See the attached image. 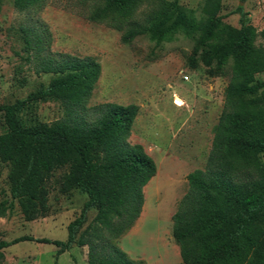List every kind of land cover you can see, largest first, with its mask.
<instances>
[{"label":"trees","instance_id":"trees-1","mask_svg":"<svg viewBox=\"0 0 264 264\" xmlns=\"http://www.w3.org/2000/svg\"><path fill=\"white\" fill-rule=\"evenodd\" d=\"M36 0H15L27 8ZM142 0H105L88 16L122 29L123 23ZM163 4L164 11L149 25L134 24L122 36L130 42L150 34L165 35L190 26L179 0ZM204 33L198 45L218 42L202 62H215L222 72L231 59L230 79L224 91L223 112L213 129L211 150L204 169L190 172L188 189L171 217L172 236L183 264H264V39L246 22L242 8L239 28L223 25L221 0H205ZM25 60L35 61L37 74H52L25 99L0 106L6 130L0 134V161L10 166L8 180L12 199L17 200L25 221L47 215L48 183L60 176L59 190L73 189L86 195L79 215L67 225L66 241L22 236L0 241L3 250L23 241L52 244L57 255L77 245L87 247L86 264H145L131 259L117 242L135 225L145 208L143 188L155 176L154 160L140 144H131V126L139 107L113 103L88 106L100 65L91 57L62 56L58 61L41 58L44 40L31 28H21ZM31 52V58H30ZM60 104L63 117L50 123L24 125L20 114L37 102ZM148 183V184H147ZM144 204V205H143ZM96 214L83 228L89 210ZM6 201L0 202V218L6 216ZM142 215V214H141Z\"/></svg>","mask_w":264,"mask_h":264},{"label":"rangeland","instance_id":"rangeland-1","mask_svg":"<svg viewBox=\"0 0 264 264\" xmlns=\"http://www.w3.org/2000/svg\"><path fill=\"white\" fill-rule=\"evenodd\" d=\"M173 2L174 0H165ZM105 0H36L19 8L15 0H0V106L23 100L40 86H47L52 74H37L32 59L25 60L21 28H31L43 37L41 58L58 61L66 55L91 57L100 65L88 106L113 103L139 107L131 126L129 142L140 144L156 164V174L143 188L145 208L133 233L124 235L117 246L131 259L145 264H183L172 236L171 217L177 203L187 192V175L204 169L211 150L213 129L223 112L224 91L230 79L232 60L222 72L215 62L206 66L205 53L218 42L198 45L204 33L205 0H179L190 26L157 40L150 34L130 42L122 36L134 24L149 26L164 11L158 0H142L123 23L122 29L104 22H90L87 16ZM244 19L259 33L264 29V0H221L219 15L223 25L239 28ZM256 44L264 48V39ZM63 56V57H62ZM30 52V58H31ZM188 76V81L183 80ZM256 80L264 82V73ZM59 103L37 102L20 114L21 122L50 123L63 117ZM0 114V134L4 133ZM264 160V154L262 156ZM10 166L0 161V202L8 210L0 218V241L22 236L66 241L67 225L80 213L87 197L73 189L60 192L57 170L48 183L49 211L34 221H25L17 200L12 199L8 180ZM147 186V187H148ZM144 205V204H143ZM96 214L87 213L85 228ZM139 228V230H138ZM128 233V232H127ZM52 244L23 241L3 250V264H86L87 247L72 246L57 255ZM179 250V247H178Z\"/></svg>","mask_w":264,"mask_h":264},{"label":"crops","instance_id":"crops-1","mask_svg":"<svg viewBox=\"0 0 264 264\" xmlns=\"http://www.w3.org/2000/svg\"><path fill=\"white\" fill-rule=\"evenodd\" d=\"M143 208V207H142ZM140 218V217H139ZM139 218H138V220H139ZM138 220H137V222L135 223V225L129 230V232L128 233H126V235H128L129 233H133V231H135L134 229L136 228L135 226H136V224L138 223ZM138 230H139V228H138ZM125 235V236H126ZM175 251H176V253H178V247H175Z\"/></svg>","mask_w":264,"mask_h":264},{"label":"built area","instance_id":"built-area-1","mask_svg":"<svg viewBox=\"0 0 264 264\" xmlns=\"http://www.w3.org/2000/svg\"><path fill=\"white\" fill-rule=\"evenodd\" d=\"M183 80L184 81H188V76L187 75H183Z\"/></svg>","mask_w":264,"mask_h":264},{"label":"bare ground","instance_id":"bare-ground-1","mask_svg":"<svg viewBox=\"0 0 264 264\" xmlns=\"http://www.w3.org/2000/svg\"><path fill=\"white\" fill-rule=\"evenodd\" d=\"M148 188H149V186H148V187H146V191L148 190Z\"/></svg>","mask_w":264,"mask_h":264}]
</instances>
